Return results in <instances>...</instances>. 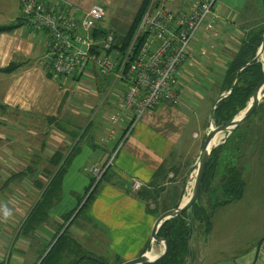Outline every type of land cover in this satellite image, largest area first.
Masks as SVG:
<instances>
[{
    "label": "crops",
    "instance_id": "0c3cea01",
    "mask_svg": "<svg viewBox=\"0 0 264 264\" xmlns=\"http://www.w3.org/2000/svg\"><path fill=\"white\" fill-rule=\"evenodd\" d=\"M40 1L53 6H69L81 16L98 1L103 2L104 9L114 4V0ZM230 1L222 0L218 7L213 8L217 15L214 23L216 36L212 35L213 32L208 34L202 31L194 39L193 53L200 51V59L195 60L192 69L186 68L187 72L186 69L180 70V103L175 106L163 103L146 111L122 142L133 114L125 113L115 124L110 118L121 111L126 85L114 81L110 76H99L91 70L87 71L82 76L74 77L81 93L107 95L89 96L87 105L81 110L69 105V90L66 87L72 82L48 76L51 71L47 35L31 31L22 22L18 0H0V28L16 26L13 30L0 33V219L5 224L0 223V227L11 229L20 223L17 237L26 239L21 234L23 225L62 166L65 170L58 200L48 210L46 226L38 231L42 239L53 236L58 224L62 223V217L79 206L72 209L76 204L74 199L82 197L75 198L81 190H85V199L91 193L94 195L82 214H86L84 221L80 222L84 226L73 235L78 242L96 237V230H109L111 223L116 226L111 230L112 233L121 229L127 231L123 228L124 223L135 222L137 212H145L150 207L132 192L134 180L141 181L150 190L158 185L169 190L167 186L179 184L183 173L181 159L191 156L187 150L191 151L195 146L192 140L201 138L208 130L207 124H203L208 106L202 109V116L199 117L198 111L191 109L189 103L194 100L199 104L196 99L206 101L209 95L212 98V106L209 105L211 112L215 101L228 93L221 92V82L247 33L260 23L257 21L260 17L264 22V7H261L259 0H247L244 16L239 15V3L235 9L236 3ZM192 2L171 0L177 9L184 12L189 11ZM104 17L96 26L95 32L99 39L107 33L100 27ZM13 63L19 64V68L12 73L1 72ZM83 77L85 81H82ZM110 90L112 92L109 94ZM204 94L205 98L202 97ZM188 112L193 113L189 115ZM92 125L95 129H90ZM197 130L202 131V134H198ZM107 137L111 144L104 143ZM115 149V158L108 166ZM95 169L103 171V175L95 186L92 184L93 179L88 186L87 176L91 174L96 178ZM166 189L161 190V193L167 192ZM246 192L244 190L242 198L247 197ZM66 198L71 199L67 205L64 202ZM250 203L246 207L250 212L263 210L254 207V202ZM226 207L229 208V205L223 208ZM150 210L154 208L150 207ZM262 218L257 217L255 224L251 225L253 218L245 217L248 221L245 224L250 227L245 231L246 236L232 240V235L219 231L212 216L208 233L196 228L191 242L192 264H264ZM78 220L72 229L77 228ZM153 224L154 220L148 233H152ZM91 226L96 230L92 231ZM138 228L144 231L147 220L143 219ZM101 236L107 239L108 234L107 237ZM120 241V246H126L130 255L125 261L142 255L148 244L151 247V240L140 243L139 239L138 242L132 239V245L123 238ZM6 245L0 243V250L8 251L9 257L12 256L11 262L17 264L13 244H10V250ZM138 250L142 251L139 255L136 254ZM2 254L0 251V260L3 259Z\"/></svg>",
    "mask_w": 264,
    "mask_h": 264
},
{
    "label": "built area",
    "instance_id": "2783aa9c",
    "mask_svg": "<svg viewBox=\"0 0 264 264\" xmlns=\"http://www.w3.org/2000/svg\"><path fill=\"white\" fill-rule=\"evenodd\" d=\"M217 1L193 0L189 11L184 12L171 8V0H150L133 43L120 51L115 48V35L104 33L101 39L96 35V26L105 15L101 4L93 5L81 16L66 5L18 0L22 22L31 31L47 35L54 79L82 76L91 70L126 85L121 111L110 118L115 124L125 113L133 114L122 142L146 111L163 103H180V69L192 57L191 44L198 33L213 32L216 36L217 15L213 8ZM94 173L101 179L103 171L95 169ZM143 187L141 181L134 180L132 192Z\"/></svg>",
    "mask_w": 264,
    "mask_h": 264
},
{
    "label": "rangeland",
    "instance_id": "374dc122",
    "mask_svg": "<svg viewBox=\"0 0 264 264\" xmlns=\"http://www.w3.org/2000/svg\"><path fill=\"white\" fill-rule=\"evenodd\" d=\"M141 1L142 0H114V4L112 6L105 8V17H104V20L101 22L100 27L104 31H106L107 33H111V34L118 36V37L124 36L127 33L128 29L130 28V24L133 23V21H134V18L136 16V13L138 11V7H139ZM221 1L222 0H218L215 4L214 8L218 7L219 4L221 3ZM248 1L246 0V2H244V0H231L230 3H232V4L236 3L234 5L235 9H237V4L239 3L238 4V7H239L238 12L241 10L239 15L244 16L246 6H247L246 4L248 3ZM259 1L261 2V7H263L264 6V0H259ZM251 3L254 4L253 1ZM96 4L103 5V2L98 1ZM169 6L173 9H177L176 6L172 3H170ZM261 9H263V8H261ZM260 16H261V14H260ZM259 19H261V17ZM259 19L257 21H259L260 23L259 24L257 23L255 26H258V25L263 23L262 19H261V21ZM199 34L200 33H198V35ZM193 42H194V40H193ZM193 42L191 44V53H193V49H192L193 45H194ZM200 54H201L200 51H197V54L194 52L192 54V57L188 58L185 61L184 65L181 67L180 70L183 71L186 68L189 70L192 69V64H194L196 59H200ZM187 69H186V72H187ZM203 73H204V71H203ZM74 77L75 76H70L68 78H61L62 80L68 79L69 81L72 82L71 84H69L66 87V89L69 90V92H68L69 93L68 94V104L69 105L77 106L81 110L84 105H87L86 99H88L89 96L91 97L94 95H101V96L107 95V93H105V94L96 93V94H88V95L81 93V91L78 89V87H79L78 83L77 82L75 83V81H74ZM61 79H59V80H61ZM85 79L86 78L83 77L82 81H85ZM111 92H112V90L109 91V94ZM205 95L206 94H204V96H202V97L205 98L206 97ZM211 100H212V98L210 99L209 95L206 97V101L196 99V101H199V104H196L195 101L192 100L191 103H189V107L193 110L196 109L198 111V116L201 117L202 116L201 111L206 106H208L206 112L209 113V105L212 102ZM261 104H262L261 108L258 107V109L256 110V113L250 118L247 125L244 127L243 132L245 134H248L249 142H245L246 144L245 143L242 144L243 147H242L240 154H239L240 159H239L238 165L240 168H242V178H243V181L245 182V185H246L245 191H247L246 192L247 197H245V198L243 197L242 199L231 203V205L229 204V208H227V207L223 208L225 206L219 207L222 209L217 208L213 211V214H212L214 222L216 224H218V226H219V231L226 233L228 235H232L230 238L232 240L238 239V237L243 238L246 236L245 231L250 227H248L245 224V223L248 224L247 219H244L245 217L249 216V217L253 218V222L251 225L255 224V220H257V217H259V218L263 217L262 219L264 220V93L262 94V97H261L260 105ZM211 106H212V104L210 105V107ZM192 113L193 112H188L189 115ZM208 113H207V115L206 114L204 115L205 120H204L203 124H205V125L207 124L208 130H209V127L211 124L209 121V118H210L209 115L211 114V112L209 114ZM241 113H239V115L237 117H239L241 115ZM212 124L215 127L214 121L212 122ZM90 129H95L94 125H92ZM197 132H198V134H202V131H200V130H197ZM206 133L207 132L203 133L204 135H201V138H199L197 140H192V142H194L196 144H195V146H193L191 148V151H190V149L187 150L188 154H190L191 156L189 158H186V159H181V163H183V165H182L183 173H182L181 182L177 185L171 184L173 186H170V185L167 186V188H169V190H167L166 188H160L162 186L159 187V185H158V187L151 189L152 192L156 191V190L160 191L159 201L157 203H154V202L150 203V207L154 208V210L157 209L160 212H163L166 209H168V210L172 209V207L177 202H182L187 195H191L192 190H193V186H194V180L196 177L195 165L197 163L199 153L202 149V146H203V143H204V140L206 137ZM189 137L190 138L192 137V133H190ZM227 138H228L227 134H222L217 145L224 144ZM106 139H107V141H104V143L111 144L108 137ZM254 140H255V142H254ZM93 142L94 141L92 140V143ZM115 155H116V149H115L113 155L111 156L110 160L113 161L115 158L114 157ZM112 161H111V163H112ZM92 179H93L92 184H94V186L100 180V179L98 180L95 177H92V175L90 174V176L89 175L87 176L88 186H90ZM218 186H219L218 181H216L212 185V187L215 189ZM164 189H166L167 192L163 191V193H161V190H164ZM85 194H86L85 190H81L75 195V198L77 196H81V195H82V197L80 199H74V201L76 200V204L72 207V209L77 207L81 202L82 203L85 202V200H86L84 198ZM214 196H215V194L213 195V197ZM209 197H210V195L207 192H204L201 195V202H202L203 206L208 208V210L210 209ZM70 201H71V199L66 198L64 202L67 205ZM250 202H254L252 204V205H254V207L257 206V207L263 208V210L262 211L259 210L258 212L253 210L252 212H250L249 210L246 209L247 206L251 205ZM160 212L159 213H150L148 211V207L146 208L145 212L140 213V211H138L137 214L135 215V219H137V220H135V222H132L130 224L124 223L123 228L126 229L127 231H123V229H121V231H114L112 233L111 230L116 228V226L113 225L112 223L110 225L109 230H107V229L102 230V232L97 231L96 229L93 228V226H91L92 231L96 230V232H97L95 234L96 237L89 238L87 240H85V238L81 241L79 240V242L83 246V252H85L87 254L94 255L97 258L103 259V261L107 264H118V263L125 262V258L129 257L130 255H129V252H128L126 246H123V244H122V246H120V242H121L120 238L125 239L129 243L131 242L132 239H137V242L139 239L140 243H143L145 240H146V242H148L149 240H151L150 239L151 232L148 233L149 232V226L153 220L155 223V221L161 215ZM82 213L79 215L80 218L78 217L76 219V220L79 219L77 221V223L78 222L79 223L78 224L76 223V226H75L77 228L72 229L74 226V225H72L69 229L71 232L68 231V233L70 235V236L69 235L68 236L70 238L72 237V235L78 233V228H82L84 226V224H80V222L84 221L83 219H85L86 214L82 215ZM257 214H258V216H257ZM143 219L147 220V228H145L144 231H142L138 228L139 224L142 222ZM2 221L3 220L0 219V223L5 225ZM250 222L251 221H249V223ZM19 224L15 225L11 229H9L6 226L5 227L1 226L0 227V243L3 242V244H7L6 246H8L9 250L11 247L10 244H13V247H14L13 250H14V256H15L14 260L16 261L17 264H34L35 260L38 257L37 252H38L39 243L37 241H35L34 239H29V238L18 239L17 236H18L19 229H17V228H18ZM121 224L122 223H120V225ZM67 226L65 227V230H66ZM201 228L203 229L204 227L202 226ZM114 233H116L115 234L116 239H114V237H113ZM147 233H148V235H147ZM60 234H62V233H60ZM107 234H108V237H107ZM101 235L106 236L107 239L103 238ZM68 236H67V240L64 243L66 248L59 255L60 264H65V263L70 262L71 260H73L74 258L79 256V253H80V249L78 248V245L74 244L73 241H71V239ZM146 236H147V238H146ZM48 239H49V245L48 246H50V248H49V250H50L54 246V244H56L59 237H57V239H55V238L53 239V237L51 235V236H49ZM74 239L76 240V238H74ZM76 241L78 242V240H76ZM130 245H132V242L130 243ZM145 246H146V243H144V248H145ZM152 249H154L158 254H160L162 251L161 246L152 245L150 247V249L148 250L149 253L152 252L151 251ZM0 251L3 253L2 254L3 259L0 260V261H2L0 263L9 264L12 261V256L9 257V254L7 253L8 251L4 252L3 249ZM19 251H21V252H19ZM22 252H24L23 255H22ZM141 252H142L141 250H138V252L136 254L139 255ZM10 264H13V262H11Z\"/></svg>",
    "mask_w": 264,
    "mask_h": 264
},
{
    "label": "trees",
    "instance_id": "16d2710c",
    "mask_svg": "<svg viewBox=\"0 0 264 264\" xmlns=\"http://www.w3.org/2000/svg\"><path fill=\"white\" fill-rule=\"evenodd\" d=\"M149 2L150 0L143 1L127 33L124 36H115V48L120 51H124L133 43ZM14 28H16L15 25L10 27H1L0 33L13 30ZM263 37L264 22L247 33L238 53L234 56L232 62L230 63L226 75L221 82V92L226 93L229 92L232 87L233 89L226 98L218 103L215 109L213 115L215 126L230 123L237 115H239L240 112L244 111L247 108L257 85L264 78V59L263 61L255 60L257 52L262 45ZM139 41L140 39L138 38L136 42ZM18 68L19 64L13 63L8 68L1 70V72L12 73ZM48 76L52 77V73H48ZM221 94L222 93H220L219 96ZM261 106L262 104L259 108H261ZM248 121L234 131L226 139L224 144L219 145L211 153L200 190L199 202L195 204L192 209L194 233L197 227L201 228L202 226L204 227L203 229L205 233H208L211 229L213 211L219 207L227 206L236 202L243 196L246 185L242 178V168L239 167L238 163L240 159L239 154L243 147L242 144L249 142L248 134L243 132ZM64 170L65 168L62 166L58 174L53 178L52 182L44 191L42 199L29 215L21 231L23 237L29 239L37 238L36 241L39 242L37 252L38 257L34 264H39L40 261V264H60L59 255L66 248L64 243L69 235L68 231H70V227L74 225L76 219L80 217L79 215L82 212V214H84L87 204L91 201V199H93L94 193H91L84 202L83 206H81V202L74 211L62 217V223L58 224V227L52 236L53 239H57V237H59V239L49 250L50 246H48V238L46 239L45 237V239H42V237L39 236L38 231L40 228L46 226L49 218L48 210L51 205L58 200ZM216 181L219 182V186L215 189L212 185ZM204 192H207L210 195L209 210L203 206L201 202V195ZM134 193L139 200L147 203L148 205L151 202L157 203L159 201L160 191L157 190L152 192L149 188L143 187L141 190ZM214 194L215 196L213 197ZM179 206L180 202H177L172 209H177ZM167 210L168 209L163 212ZM148 211L150 213H158L154 210L151 211L150 207H148ZM66 226L67 228L64 230ZM158 236L167 241L169 251L163 259L154 264H192V259L190 258L192 243H189L188 241L189 221L187 213H183L182 215L165 222L161 226ZM70 239L74 244L78 245L80 253L79 256L65 264H74V261H77L75 264H107L103 261V259L98 258V260H96L94 258L87 257L86 255L91 254L83 252V247L73 238V235ZM149 249L150 245L148 244L143 254ZM157 255L155 257H157Z\"/></svg>",
    "mask_w": 264,
    "mask_h": 264
},
{
    "label": "water",
    "instance_id": "95a60500",
    "mask_svg": "<svg viewBox=\"0 0 264 264\" xmlns=\"http://www.w3.org/2000/svg\"><path fill=\"white\" fill-rule=\"evenodd\" d=\"M263 57H264V37H263L262 45H261L259 51L257 52L255 60H262L263 61V59H264ZM232 89H233V87L231 88V90L228 93L222 94L215 101V103L211 109V114H210V123L211 124H210L209 130L206 133V137H205L202 149L199 153L197 163L195 165L196 177L194 180V186H193V190H192V193L190 195L189 201L185 205L182 202L177 209H171L169 211L164 212L163 214H161L158 217V219L156 220V222L154 224V227H153L152 233H151V246L152 245L161 246L162 247L161 253L158 254L154 260H149L147 257V254H148V251H147L135 259L128 260V261L122 262L120 264H154V263L160 261L161 259H163L167 255V253L169 251V247H168L167 241L158 236V232H159L161 226L165 222H167V221H169L175 217H178V216L182 215L183 213H187V215H188V221H189L188 241H189V243L192 242V239L194 236V223H193L192 209H193L194 205L199 202L200 190H201L203 178H204L205 173H206V168H207V165L209 163L211 153L213 152V150L215 148H217L219 146V145L215 144L212 147L211 144L213 143V141L217 135L227 134L229 137L234 131H236L238 128H240L245 122H247L253 116L255 111L260 106V102H261L260 94H263V92H264V78L257 85V87H256L255 91L253 92L252 97H251V99L247 105V108L244 111H242L243 115L240 119L236 120L234 118L230 123H226V124L214 127L212 122H213V115H214L215 109H216L218 103L220 101H222L224 98H226L231 93ZM210 146H211V148H210ZM86 256L89 258H94V259L98 260V258L94 255H86ZM190 258L191 259L193 258V251L192 250L190 251ZM76 262L77 261H74V264Z\"/></svg>",
    "mask_w": 264,
    "mask_h": 264
},
{
    "label": "bare ground",
    "instance_id": "6f19581e",
    "mask_svg": "<svg viewBox=\"0 0 264 264\" xmlns=\"http://www.w3.org/2000/svg\"><path fill=\"white\" fill-rule=\"evenodd\" d=\"M260 97H262V94H260ZM241 113V112H240ZM242 115H243V112L241 113V115L239 116V117H237L236 116V120H238V119H240L241 117H242ZM222 136V134H219V135H217L216 136V138L214 139V141H213V143L211 144V146L213 147L215 144H217L218 143V141L220 140V137ZM211 146H210V148H211ZM193 175V174H192ZM196 175V174H195ZM189 198H190V195H187L185 198H184V200H183V203H184V205L189 201ZM152 251V252H151ZM150 252L151 253H149L148 252V254H147V257H148V259L149 260H154L156 257V255L158 254L154 249H152ZM155 257V258H154Z\"/></svg>",
    "mask_w": 264,
    "mask_h": 264
}]
</instances>
